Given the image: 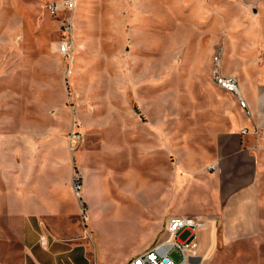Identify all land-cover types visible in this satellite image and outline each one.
Here are the masks:
<instances>
[{"label": "rangeland", "instance_id": "rangeland-1", "mask_svg": "<svg viewBox=\"0 0 264 264\" xmlns=\"http://www.w3.org/2000/svg\"><path fill=\"white\" fill-rule=\"evenodd\" d=\"M48 2L0 0V147L20 143L34 175L49 162L56 179L70 176L75 208L49 223L85 240L57 264H123L169 236L176 208L159 184L191 188L202 152L245 117L214 82V56L244 94L264 88V0H77L69 54ZM203 223L199 264H264V242ZM24 246L21 220L0 216V264H38Z\"/></svg>", "mask_w": 264, "mask_h": 264}, {"label": "crops", "instance_id": "crops-1", "mask_svg": "<svg viewBox=\"0 0 264 264\" xmlns=\"http://www.w3.org/2000/svg\"><path fill=\"white\" fill-rule=\"evenodd\" d=\"M240 89L252 116L248 117L240 107L245 117L236 115L231 130L215 139L212 151L202 152L197 172L192 174V187L178 188L175 176L173 181L170 180L169 191L159 184V198L164 196L175 205L176 210H172L169 217L182 215L195 217L208 225H221L224 234L228 233L234 242H264V140L241 132L253 125L264 128V88L256 84L247 94L241 84ZM28 138L25 136L26 140ZM8 153L9 158L5 156ZM22 153L20 143L10 147L1 143L0 216L11 222L21 220L24 247L36 257L38 264H57L55 257L77 250L74 243L85 240L84 237L77 239L71 234L65 235L49 223L50 217H59L62 209L69 207L68 202L75 208L77 200L69 185L70 176L56 179L58 172L50 171L49 162L34 175L29 168L21 167L19 156ZM24 174L31 176L32 181L27 180L25 186H20L19 178ZM58 182L64 190L55 197L50 194L54 189L51 186L56 187ZM31 262L35 264L29 258L28 263Z\"/></svg>", "mask_w": 264, "mask_h": 264}, {"label": "built area", "instance_id": "built-area-1", "mask_svg": "<svg viewBox=\"0 0 264 264\" xmlns=\"http://www.w3.org/2000/svg\"><path fill=\"white\" fill-rule=\"evenodd\" d=\"M77 0H49L47 4L48 12L51 16L58 17L61 23L62 40L59 43V50L64 54L71 52L74 45L75 22L77 14ZM60 14H62L60 16ZM212 75L214 82L225 91L234 94L239 102V106L248 117L252 116L247 99L244 97L240 82L235 75H228L222 72V60L219 54L214 56ZM243 134H253L264 140V128L258 125L245 127L241 130ZM74 189L80 193L81 184L75 183ZM203 222L195 217L173 215L169 217L167 232L169 236L164 240L157 241L152 247L129 258L124 264H191L196 256L195 252L199 245V229ZM189 229L190 236L182 240L178 237L180 230Z\"/></svg>", "mask_w": 264, "mask_h": 264}, {"label": "bare ground", "instance_id": "bare-ground-1", "mask_svg": "<svg viewBox=\"0 0 264 264\" xmlns=\"http://www.w3.org/2000/svg\"><path fill=\"white\" fill-rule=\"evenodd\" d=\"M197 260V261H196ZM196 261V263H194ZM199 261H200V258H197V256H195L193 259H192V262L191 264H199Z\"/></svg>", "mask_w": 264, "mask_h": 264}]
</instances>
